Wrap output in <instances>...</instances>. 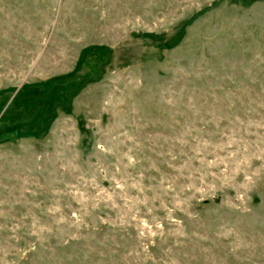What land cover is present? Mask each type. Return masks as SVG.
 Segmentation results:
<instances>
[{"label":"rangeland","instance_id":"1","mask_svg":"<svg viewBox=\"0 0 264 264\" xmlns=\"http://www.w3.org/2000/svg\"><path fill=\"white\" fill-rule=\"evenodd\" d=\"M0 264H264V0H0Z\"/></svg>","mask_w":264,"mask_h":264}]
</instances>
